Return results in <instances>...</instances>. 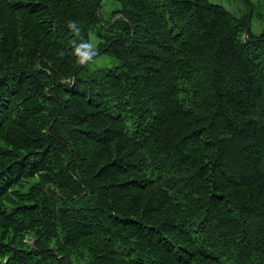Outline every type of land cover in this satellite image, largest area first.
<instances>
[{
	"label": "trees",
	"instance_id": "trees-1",
	"mask_svg": "<svg viewBox=\"0 0 264 264\" xmlns=\"http://www.w3.org/2000/svg\"><path fill=\"white\" fill-rule=\"evenodd\" d=\"M117 1L0 0V264H264V28Z\"/></svg>",
	"mask_w": 264,
	"mask_h": 264
},
{
	"label": "rangeland",
	"instance_id": "rangeland-1",
	"mask_svg": "<svg viewBox=\"0 0 264 264\" xmlns=\"http://www.w3.org/2000/svg\"><path fill=\"white\" fill-rule=\"evenodd\" d=\"M211 2L218 3L226 7L236 16H240L245 12L251 14L249 20V28L253 33H259L264 28V16H260L259 12L262 8L264 0H210ZM251 3L254 7H251ZM119 7L117 0H102L101 11L105 21H107L114 9ZM93 46H96L98 38L92 35ZM90 65L84 70V76L86 73L92 72L95 69L102 67H114L119 64V60L107 54H99L92 59Z\"/></svg>",
	"mask_w": 264,
	"mask_h": 264
},
{
	"label": "water",
	"instance_id": "water-1",
	"mask_svg": "<svg viewBox=\"0 0 264 264\" xmlns=\"http://www.w3.org/2000/svg\"><path fill=\"white\" fill-rule=\"evenodd\" d=\"M248 33H249V27H248V29H247V31H246V36H247Z\"/></svg>",
	"mask_w": 264,
	"mask_h": 264
}]
</instances>
